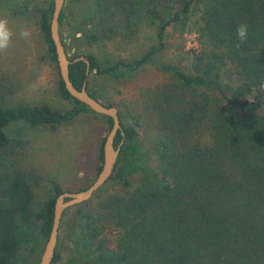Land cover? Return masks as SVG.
<instances>
[{"label":"trees","instance_id":"16d2710c","mask_svg":"<svg viewBox=\"0 0 264 264\" xmlns=\"http://www.w3.org/2000/svg\"><path fill=\"white\" fill-rule=\"evenodd\" d=\"M157 1L156 44L131 61L118 59L105 67L85 55L88 73L136 70L164 48L167 28L180 23L196 30L203 56L193 71L174 63L160 65L175 78L178 84L171 88L181 96L167 99L164 94L159 107L162 132L153 144L158 167L147 173L145 184L104 201L102 213L78 209L92 253L88 264H264V0ZM52 8L53 1L44 0L33 11L46 44L45 57L56 65L49 30ZM196 8L200 15L192 21ZM115 10L125 13V0H95V29L83 33L88 42L108 36L113 25L105 26L103 14L115 15ZM66 18L62 8L59 33L67 53L60 30ZM240 23L248 25L243 42L236 36ZM76 57L68 56L70 80L77 89L85 84L99 100L87 89L86 62L73 61ZM57 89L69 108L46 103L6 106L0 95V150L10 144L5 127L11 122L54 128L90 111L68 93L60 77ZM188 92L194 99L185 100ZM117 111L118 155L108 180L128 187L140 166L145 128L137 115L128 113L123 120ZM103 117L109 129L112 120ZM201 123L203 139L193 132ZM101 151L102 144V161ZM62 192L53 182L52 195L39 208L24 172L0 170V264L16 257L23 227L37 226L47 239L54 201ZM106 226L116 230L113 242L104 233ZM57 258L55 249L52 262Z\"/></svg>","mask_w":264,"mask_h":264},{"label":"rangeland","instance_id":"374dc122","mask_svg":"<svg viewBox=\"0 0 264 264\" xmlns=\"http://www.w3.org/2000/svg\"><path fill=\"white\" fill-rule=\"evenodd\" d=\"M43 2L0 0V18H6L14 32L10 47L0 53V95L6 106L40 103L58 109L71 106L58 92L56 65L45 57L46 44L33 11L34 6ZM157 3V0H125V13L115 10V15L109 11L103 14L105 26L113 25L108 36L88 42L83 33L95 29V0H65L63 9L67 18L60 30L68 56L92 55L102 67L118 59L131 61L141 56L156 44L158 20L154 11ZM199 15V9H194L192 21ZM23 28L31 31L27 40L18 35ZM164 41L161 51L132 72L123 73L121 69L111 74H98L95 70L88 73L87 89L100 102L117 108L123 120L128 113L140 118L145 128L140 142L141 162L129 178L128 187L108 180L89 200L63 211L56 244L58 258L51 264H88L92 253L78 209L102 213L104 201L126 196L142 187L147 173L158 167L153 144L162 132L159 107L164 105V94L167 99L173 94L176 100L181 96L171 88L178 84L175 78L160 65L174 63L184 71H193L203 56L199 35L191 26L181 23L169 26ZM189 93L185 95L186 101L194 99ZM197 127L199 130L195 127L194 135L203 139L202 123ZM107 131L106 119L92 111L81 113L54 128L31 126L24 121L11 122L5 127L10 144L0 150V170L24 172L40 208L52 195L53 182L64 191L74 192L87 187L95 179L101 166L99 148ZM104 231L113 242L116 230L106 226ZM18 239L20 249L10 264H38L45 243L38 227H23L18 232Z\"/></svg>","mask_w":264,"mask_h":264},{"label":"water","instance_id":"95a60500","mask_svg":"<svg viewBox=\"0 0 264 264\" xmlns=\"http://www.w3.org/2000/svg\"><path fill=\"white\" fill-rule=\"evenodd\" d=\"M52 1L53 8L50 16L49 30L56 54V66L59 77L62 79L65 89L73 98L86 105L90 111L101 116L110 117L112 124L108 129L102 143V161L100 170L95 179L83 190L74 192L64 191L56 196L53 206V218L50 231L40 253L38 264H51L52 262L58 240L59 225L63 211L68 207L79 205L89 200L112 175L118 155V148L114 147V138L117 134V131L120 129V118L118 111L114 106H107L99 100L93 98L87 92L85 84H83L80 89H77L70 80L69 65L71 61L69 60L68 54L64 49L59 33V16L65 0ZM78 60L86 62V73H88V60L84 56H79L73 61Z\"/></svg>","mask_w":264,"mask_h":264},{"label":"clouds","instance_id":"9594fccd","mask_svg":"<svg viewBox=\"0 0 264 264\" xmlns=\"http://www.w3.org/2000/svg\"><path fill=\"white\" fill-rule=\"evenodd\" d=\"M22 39H29L31 37V31L28 28H23L18 33ZM248 35V25L246 23H240L236 27V36L238 41L243 42ZM14 36L13 30L9 27V22L6 18H0V53H4L10 47L12 38ZM239 47V44H237ZM261 89H264V84L260 85Z\"/></svg>","mask_w":264,"mask_h":264}]
</instances>
